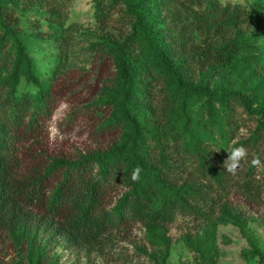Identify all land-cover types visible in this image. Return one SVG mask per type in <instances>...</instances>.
I'll return each instance as SVG.
<instances>
[{"label": "trees", "instance_id": "16d2710c", "mask_svg": "<svg viewBox=\"0 0 264 264\" xmlns=\"http://www.w3.org/2000/svg\"><path fill=\"white\" fill-rule=\"evenodd\" d=\"M95 6L105 33L101 61L111 86L79 104L75 113L88 121L98 146L46 156L23 174L18 146L51 118L58 77L34 94L18 91L20 73L39 85L25 52L21 14L37 10L48 23L58 24L60 53L73 36L65 25L68 0H0V69L10 71L0 81V243L10 234L31 237L33 230H44L67 248L93 251L111 244L115 231L136 225L165 230L178 214L209 219L215 186L224 191L225 172L216 163L218 153L207 149L204 117L193 115L201 96L204 116L221 134L231 128L234 105L260 116L242 141L260 158L264 102L253 106L248 93L211 91L197 79L200 72L228 66L236 54L252 49L233 35L253 18L248 9L219 0H97ZM33 25L40 29L38 19ZM243 60L259 63L257 57ZM218 147L222 154L233 148ZM178 160L194 164L186 177ZM137 167L140 178L133 182ZM255 168L249 164L246 178ZM236 186L247 198L259 193L252 179ZM247 242L250 249L242 254L264 263L259 246L251 238Z\"/></svg>", "mask_w": 264, "mask_h": 264}, {"label": "rangeland", "instance_id": "374dc122", "mask_svg": "<svg viewBox=\"0 0 264 264\" xmlns=\"http://www.w3.org/2000/svg\"><path fill=\"white\" fill-rule=\"evenodd\" d=\"M219 1L222 4L241 3L253 14L252 19L233 33L249 43L252 49L236 54L234 62L228 66L200 72L197 79L211 91L248 93L253 106L261 107L264 102V0ZM96 2L68 0L65 25L73 39L64 53H60L55 44L61 30L58 24L48 23L37 10L21 14L19 27L25 40V52L39 85L20 73L18 91L34 94L58 77L51 118L41 126L39 134L26 138L18 146L23 174L46 156L69 155L98 146L90 137L88 121L75 113L79 104L106 94L111 86L99 50L105 33L96 16ZM36 19L40 22L39 30L33 25ZM107 29L113 31L111 27ZM39 31L43 34H38ZM249 56L257 57L259 63L249 65L244 62L243 58ZM9 75V70L0 69V81ZM204 101L205 96H201L193 115L204 117L207 149L218 153L216 163L225 172L224 191L214 185L216 200L209 219L178 214L165 230L148 231L143 225H136L115 231L111 244L93 251L67 248L44 230H33L31 237L17 238L10 234L0 243V264H264L257 257L242 254L243 250L250 249L247 238H251L264 253V140L257 145L261 163L256 165L249 178L245 174L254 158V149L242 143L253 133L260 116L247 115L234 105L229 118L231 128L222 130L221 134L217 124L204 116ZM219 116L226 118L222 113ZM223 143L229 149L241 145L247 149V159L234 173L225 169L228 153L222 154L218 147ZM185 163L178 160V165L185 171L184 177L194 168V164ZM246 179H252L259 189L254 198H247L237 189L236 185ZM38 244L43 248L42 256H38Z\"/></svg>", "mask_w": 264, "mask_h": 264}, {"label": "clouds", "instance_id": "9594fccd", "mask_svg": "<svg viewBox=\"0 0 264 264\" xmlns=\"http://www.w3.org/2000/svg\"><path fill=\"white\" fill-rule=\"evenodd\" d=\"M228 158L225 161L226 171L229 173L236 172L242 165V163L247 159L248 152L247 149L241 145L237 147H233L230 151H227ZM261 162L257 158H253L251 160V164L256 166L259 165ZM141 173V168L137 167L133 170L131 174V179L133 182L139 180Z\"/></svg>", "mask_w": 264, "mask_h": 264}]
</instances>
